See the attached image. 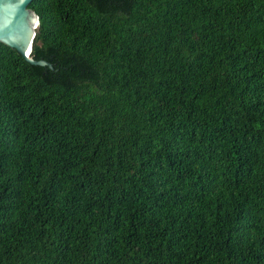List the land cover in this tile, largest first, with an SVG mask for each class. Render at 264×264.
Here are the masks:
<instances>
[{
    "label": "trees",
    "instance_id": "obj_1",
    "mask_svg": "<svg viewBox=\"0 0 264 264\" xmlns=\"http://www.w3.org/2000/svg\"><path fill=\"white\" fill-rule=\"evenodd\" d=\"M0 43V264H264V0H31Z\"/></svg>",
    "mask_w": 264,
    "mask_h": 264
},
{
    "label": "water",
    "instance_id": "obj_2",
    "mask_svg": "<svg viewBox=\"0 0 264 264\" xmlns=\"http://www.w3.org/2000/svg\"><path fill=\"white\" fill-rule=\"evenodd\" d=\"M30 1L0 0V43L14 49L32 65L50 67L46 61L31 59L37 16L28 8Z\"/></svg>",
    "mask_w": 264,
    "mask_h": 264
}]
</instances>
